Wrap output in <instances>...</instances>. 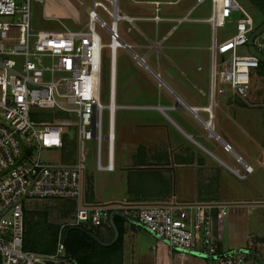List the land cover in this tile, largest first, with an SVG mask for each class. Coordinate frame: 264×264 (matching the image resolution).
<instances>
[{
	"label": "built area",
	"instance_id": "built-area-1",
	"mask_svg": "<svg viewBox=\"0 0 264 264\" xmlns=\"http://www.w3.org/2000/svg\"><path fill=\"white\" fill-rule=\"evenodd\" d=\"M44 6L48 18H71L77 29L34 30L31 25L32 0H0V262L1 264H78L67 248L63 229L77 225L96 234L111 228L110 214L119 210L126 218L144 225L153 234L186 249L216 255L226 252V224L229 210L243 203L205 201L121 203L114 207L105 203L83 202L82 177L86 140H97V167L113 168L115 135V55L118 46L132 50L121 39L118 20H150L156 23L168 19L207 22L211 28L209 98L216 93L231 92L246 97L251 84V71L262 62L248 48V38L255 25L247 7L238 0H210L206 17H192L194 9L206 0H196L185 15L164 17L157 12L160 1L152 0L153 15L133 16L123 12L118 0H92L86 9L83 24L79 8L71 0H35ZM62 1V2H61ZM81 4L82 1H79ZM70 5V6H69ZM56 7L62 11H58ZM110 17L101 18L97 8ZM227 22L234 23L230 36L217 40L216 29ZM107 29L109 41L103 42L95 24ZM255 50L264 55V29L253 39ZM109 52L107 104L102 103L103 49ZM244 48V53H240ZM134 57H144L133 51ZM222 59L218 62L217 56ZM127 106V105H126ZM129 106V105H128ZM130 107H133L130 105ZM108 109L106 135L102 131V115ZM209 109V106H205ZM9 124L10 126H8ZM211 127V118L206 121ZM75 131L77 157L66 162L44 161L43 150L62 148L70 129ZM19 135L25 147L21 156ZM107 139V162L101 161V141ZM223 148L233 152L230 143ZM233 172L244 177L253 166L241 156ZM242 168V173L240 172ZM33 198L76 199L74 217L61 224L53 251L48 253L26 250L24 243V208ZM243 247L258 251L264 258V230L261 234L249 231ZM230 250V249H229ZM211 264H261L245 252L229 253L209 258Z\"/></svg>",
	"mask_w": 264,
	"mask_h": 264
},
{
	"label": "crops",
	"instance_id": "crops-1",
	"mask_svg": "<svg viewBox=\"0 0 264 264\" xmlns=\"http://www.w3.org/2000/svg\"><path fill=\"white\" fill-rule=\"evenodd\" d=\"M151 1L148 0L147 2L153 4ZM158 1L162 4L165 2ZM135 21L131 29L133 27L138 28L141 34L149 39L147 52L140 55L144 57V62L135 58L139 64L147 66L158 80L157 95L154 94L156 91L154 81L152 83L140 82L143 102L132 105L135 108L157 111L155 114L137 116L134 120L129 136L135 142L141 141L142 144L139 146H143L141 162L136 163L135 167L159 171L158 177L168 185L160 191L150 190L146 192L139 189L137 192L130 191L129 186H126L127 190L123 198L119 199L118 190H115L119 186L118 183L115 189L110 188L109 183L104 184L101 192H99L95 187L92 175L84 168L82 200L86 204L105 203L114 207L121 203L145 204L172 200H217L245 203L235 210H229L226 224L227 240L224 248L229 250L243 246L249 231L261 234L264 230V116L259 113L258 109L264 106V62L262 61L258 67L252 69L253 84H250L249 93L246 97H239L230 92V100L221 99L216 102L214 97V100L210 101L209 89L207 95L204 88L199 86V83L205 82L206 84L207 79H209L207 75H202L204 66L202 63H198V58H202V49L207 48L205 40H198L197 37L195 38L197 40H168L177 24H180L177 22L168 29H164L160 38H157L158 40H151L144 30L137 26ZM162 21L172 20L165 19ZM154 23L156 24L154 29L157 35L158 31H163V27L159 29L158 23ZM151 29L152 27H150ZM104 49L103 68L105 67V57H107ZM129 50L133 54L134 50ZM199 53L200 57L197 56ZM148 58L153 59L156 65L163 69L166 76L173 77L174 86L161 78L160 71H153L147 65L146 60ZM114 66L116 68V55ZM171 68L175 70V73L178 72L175 77ZM184 80L191 83L201 96L208 97V101L200 103L198 97L191 92L190 87L183 82ZM163 91L166 92L163 94ZM205 106H209V109ZM126 107L130 106L127 105ZM209 118H211V127L206 124ZM138 127H144V130L149 128L152 134L149 135L145 131L146 136L138 131ZM217 127L220 133L216 131ZM152 129L155 131L153 132ZM205 130L209 131L207 135L204 133ZM196 136L199 138L214 137L216 152L220 156L206 144L197 142V139L194 138ZM183 137L191 138L200 145L203 151H195L191 146L185 144ZM224 142L232 144L233 152L223 148ZM139 146L135 154L132 153L134 157L139 155L136 154L140 152ZM238 155L246 163L253 166V171L244 177L236 175L232 170L240 164L236 160ZM224 160L237 163V166L231 167ZM100 170H115L114 152L113 168H101ZM123 182L128 184V180L125 178ZM113 193L115 195H112ZM26 210L25 206L24 219ZM113 222L118 231L115 239L113 227L100 229L96 234H93L84 228L82 230V227L77 225L66 226H70L69 229L79 228L78 230L85 235L86 240L82 242L83 246L78 250L83 251V257L80 259L75 256L77 245L74 239H69L70 232L67 231L65 236L66 243L69 239L68 252L78 264H98L101 259L104 264H112L116 260L119 264H208V262L211 264L209 258L207 259L208 262H205L204 259L206 258L202 256L179 250L175 251L161 241L156 243L154 241L149 244L151 253L150 250H147V246L141 247V240L138 238L137 232L139 229H144L151 234L153 232L133 219H125L117 214L113 216ZM119 233L121 234V241L115 243ZM94 247L96 251H90V248L94 249ZM95 252L102 253V258L97 259L91 256Z\"/></svg>",
	"mask_w": 264,
	"mask_h": 264
},
{
	"label": "rangeland",
	"instance_id": "rangeland-1",
	"mask_svg": "<svg viewBox=\"0 0 264 264\" xmlns=\"http://www.w3.org/2000/svg\"><path fill=\"white\" fill-rule=\"evenodd\" d=\"M78 8H79V16H81V21L84 24L87 20L86 9L92 5V0H71ZM79 1H82L80 4ZM148 0H118L119 8L133 16L137 15H153L155 13L154 4L148 3ZM165 1L161 4V10L157 12L162 16H174L180 17L186 14L188 9L195 3L196 0H161ZM243 6L247 7L251 16L253 17V21L255 25L260 24L264 20V0H238ZM62 2V1H61ZM45 6L39 2L32 0L31 3V25L34 30L38 29H52V30H63L67 29H77L80 28V25L74 24L73 20L67 17L62 18H48L44 16ZM97 13L101 18L106 20L107 23H110V17H108L102 9L97 8ZM210 13V0H206L204 3L198 5L194 11L190 14L192 17H206ZM5 18V17H0ZM137 26L140 27L147 36L151 40H158L164 29H168L176 21H160L158 22L159 29L163 27V31H158L157 35L154 27L156 24L154 21L150 20H136ZM130 23L124 19L118 20V32L122 40L131 44L132 49L138 53L139 55L145 54L147 52L148 38L141 34L138 28L133 27L128 30L127 27ZM150 27L152 29L150 30ZM96 31L100 34L103 42L109 41V33L106 28L101 27L98 23L95 24ZM234 31V23L227 22L223 26H219L216 29V37L217 40H222L223 38L230 36ZM168 40H205V44L207 48L204 47L202 49V58H198L199 62L204 66V70L202 71L203 76L209 77L210 70V51L208 49V45L211 40V29L210 25L206 22H194V21H183L180 24H177V27L174 31L169 35ZM197 37V39H195ZM104 52L107 53V57H105V67L103 68L102 73V94L100 96V100L102 103L107 104L109 95H108V79H109V52L108 49L105 48ZM240 53H244V48H240ZM197 56H201L200 53ZM222 59L220 55L217 56V61L219 62ZM147 65L153 71H160L161 78L166 81V83L174 86V80L164 74L163 69H160L153 59L148 58L146 60ZM200 68V67H199ZM174 77L176 73H178L173 68ZM167 72V71H166ZM264 75V72H263ZM179 78V76H177ZM184 79V78H183ZM154 81V86L156 88L155 95L157 92V83L158 80L154 77L150 69L144 64H139L137 59L133 56L132 52L123 46H118L116 48V68H115V103L117 107L115 109L114 114V126H115V134L116 139L114 140V171H105L97 168V140L96 138L88 139L85 142V161L83 162L85 170L92 175L95 183V187L99 192H101L104 184L109 183L110 188L115 189L117 183L119 186L115 189L118 190V198L122 199L125 192L126 186H129L130 191L137 192L141 190L142 192L156 190L160 191L166 188L167 183H163V181L158 177L160 174L159 171H149L140 167H135L136 163L141 162L142 159V150L143 146H139L142 144L141 141L135 142L129 134L131 133V128L133 127L134 120L137 116H144L146 114H155L157 111H148L145 108H135V107H126L127 105H138L142 103L140 82H148L152 83ZM185 84L190 87L191 92L198 97V101L200 103L207 102L208 97L204 98L200 95L198 90L191 85V83L187 81H183ZM251 84H253L252 74H251ZM161 87V84H159ZM199 86L204 88L208 95V79L204 83H199ZM252 87V86H251ZM164 88V87H163ZM166 91H163V94ZM182 95V94H180ZM230 92L226 91L225 94L216 93L215 100L218 102L219 100H230ZM229 98V99H228ZM165 104V102H162ZM258 108V107H255ZM259 109V113L264 116V106ZM166 111V110H165ZM170 113V112H169ZM146 117V116H145ZM108 126V109L105 108L102 115V131L103 134L106 135ZM138 131L142 134H146L148 132L151 135V130L145 129L144 127H138ZM143 130V132H142ZM146 131V132H145ZM154 132L155 129H152ZM216 131L220 133L219 128H216ZM209 131L205 130L204 133L207 135ZM140 133V135H141ZM181 134V133H180ZM142 137V136H141ZM75 131L74 129H70L68 131V136L66 137V151H63L62 148H48L43 150L41 157L44 161L50 162H59V161H68L71 159L64 158L70 156L68 155L71 152V156L74 159L77 157L78 150L76 148L75 142ZM185 144L191 146L195 151H203L198 143L193 141L189 137H183ZM196 141L199 143L206 144L213 152L217 155L216 152V144L214 137H205L199 138ZM75 144L74 148L73 145ZM231 148L233 150L232 144ZM138 146L140 147V152H137V157L133 156L135 151L138 150ZM158 146V145H157ZM209 156V155H208ZM220 156V155H218ZM213 160V157H211ZM223 158V157H222ZM224 159V158H223ZM101 161L103 164L107 162V139L104 138L101 141ZM229 166H237V163H231L228 160H224ZM217 162V161H216ZM131 167H135L134 169H128ZM126 168V169H125ZM136 170V171H131ZM242 173V168L240 170ZM124 176V177H123ZM127 176V177H126ZM127 179L128 184L123 182V180ZM139 189V190H138ZM104 190V189H103ZM115 193V191H114ZM112 195H115V194ZM77 200L76 199H58V198H33L26 200L25 206L27 210L25 211V223H24V247L27 250H31L34 252L48 253L54 250L56 246V241L61 229V224L68 223L73 217L76 209ZM129 222V221H128ZM128 227L130 225L128 224ZM70 226L65 227L63 229V238L66 236V232H70L69 239H74L76 245L82 244L85 241V235L81 233L78 229H69ZM80 233V234H79ZM138 238L141 240V247L147 246V250H150V245L155 241H161L154 234L149 233L144 229H139L137 232ZM66 239V237H65ZM165 243V242H164ZM168 245L167 243H165ZM96 251V248H90V251ZM177 251L176 249H174ZM93 251V252H94ZM75 256L80 259L83 257V251L76 250ZM152 253V252H151ZM93 257L97 259L102 258V253H92ZM206 258V257H204ZM208 258L204 259L205 262H208ZM1 264V262H0ZM98 264H104L102 259L98 261ZM112 264H119L116 262ZM209 264V262H208Z\"/></svg>",
	"mask_w": 264,
	"mask_h": 264
},
{
	"label": "water",
	"instance_id": "water-1",
	"mask_svg": "<svg viewBox=\"0 0 264 264\" xmlns=\"http://www.w3.org/2000/svg\"><path fill=\"white\" fill-rule=\"evenodd\" d=\"M264 29V20L251 32V34L249 35V38H248V41H247V43H248V48H249V50L253 53V54H255L257 57H259V59L261 60V61H263L264 62V55L263 54H261V53H259V52H257L256 50H255V47L253 46V39L255 38V36L256 35H258L262 30ZM8 126H10L9 124H7ZM18 136V139L20 140V144H21V156L17 159V161L16 162H18L22 157H23V155H24V152H25V147H24V144H23V140H22V138L19 136V135H17ZM115 214H117V215H120V216H122L123 218H125V219H128V218H126L119 210H114L111 214H110V221H111V224H112V227H113V229H114V232H115V236H114V239L117 237V235H118V231H117V229H116V227H115V224H114V222H113V216L115 215ZM135 221V220H134ZM96 239H97V237L95 236V235H93ZM155 236L158 238V239H160V240H162V241H164L165 243H169V240L168 239H166V238H162V237H160V236H158V235H156L155 234ZM113 239V240H114ZM98 241H101V240H98ZM172 247L174 248V249H176V250H179V251H184V252H188V253H191V254H195V255H199V256H202V257H206V258H216V257H219V256H225V255H227V254H229V253H234V252H245V253H248V254H250V255H253L254 257H256L257 259H258V261L261 263V264H264V258L261 256V254L258 252V251H256V250H253V249H250V248H246V247H243V246H240V247H234V248H232V249H230V250H228V251H226V252H223V253H221V254H216V255H210V254H206V253H204V252H202V251H198V250H194V249H186V248H183V247H180V246H178V245H176V244H172Z\"/></svg>",
	"mask_w": 264,
	"mask_h": 264
},
{
	"label": "trees",
	"instance_id": "trees-1",
	"mask_svg": "<svg viewBox=\"0 0 264 264\" xmlns=\"http://www.w3.org/2000/svg\"><path fill=\"white\" fill-rule=\"evenodd\" d=\"M66 138H65V142H64V145H63V147H62V150L63 151H66ZM74 146H75V144L73 145V148H74ZM68 155H70V156H68V157H66V158H64V160H66V159H71L72 158V156H71V152L68 154ZM25 220V219H24ZM25 223V222H24ZM119 229V228H118ZM82 230H84L83 228H82ZM82 233V232H81ZM120 233H121V231H120ZM119 233V237H118V239L116 240V242L115 243H117V242H119V241H121V234ZM83 234V233H82ZM69 239H67V244H68V241ZM68 246V245H67ZM82 244H80V245H77V247H76V250H79V249H81L82 248ZM25 248V247H24Z\"/></svg>",
	"mask_w": 264,
	"mask_h": 264
},
{
	"label": "bare ground",
	"instance_id": "bare-ground-1",
	"mask_svg": "<svg viewBox=\"0 0 264 264\" xmlns=\"http://www.w3.org/2000/svg\"><path fill=\"white\" fill-rule=\"evenodd\" d=\"M70 6V5H69ZM56 9L60 12V11H62V10H60V8H58V7H56Z\"/></svg>",
	"mask_w": 264,
	"mask_h": 264
}]
</instances>
